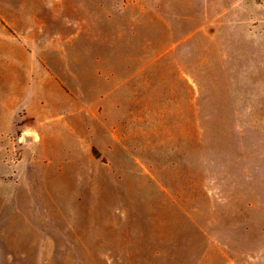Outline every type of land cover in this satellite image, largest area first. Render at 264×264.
I'll return each instance as SVG.
<instances>
[{
    "label": "rangeland",
    "instance_id": "374dc122",
    "mask_svg": "<svg viewBox=\"0 0 264 264\" xmlns=\"http://www.w3.org/2000/svg\"><path fill=\"white\" fill-rule=\"evenodd\" d=\"M162 1L0 0V264H264V0L245 33H144ZM70 59L118 100L23 137L24 69Z\"/></svg>",
    "mask_w": 264,
    "mask_h": 264
},
{
    "label": "crops",
    "instance_id": "0c3cea01",
    "mask_svg": "<svg viewBox=\"0 0 264 264\" xmlns=\"http://www.w3.org/2000/svg\"><path fill=\"white\" fill-rule=\"evenodd\" d=\"M255 1L262 3L261 0ZM195 6V0H187L183 5L179 0L156 2L149 23L144 10V33H177L188 25H192L190 33H245L246 20L248 23L256 20L248 11L249 0H207L204 9H201L204 15L199 18V23L193 15H189ZM184 7L189 9L188 14L181 10ZM181 11L184 14L181 15ZM4 28V33H13L5 25ZM79 34L71 33L72 36ZM78 48L70 47L69 52ZM69 63V81L62 80L57 70L42 64L24 69L29 80L22 89L21 105L15 112V117L24 119L21 125L23 137H41L49 127H59L65 134L81 133L84 139H88L89 133L102 126L104 109L109 102L118 100L117 95L103 91L99 82L101 73L86 70L84 77V72L73 66V59ZM34 138L28 137L31 143L35 142ZM16 229H19L18 225Z\"/></svg>",
    "mask_w": 264,
    "mask_h": 264
}]
</instances>
